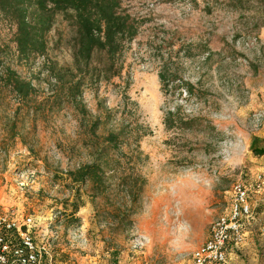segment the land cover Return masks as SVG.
Masks as SVG:
<instances>
[{"label":"rangeland","instance_id":"1","mask_svg":"<svg viewBox=\"0 0 264 264\" xmlns=\"http://www.w3.org/2000/svg\"><path fill=\"white\" fill-rule=\"evenodd\" d=\"M121 6L140 25L119 55L120 73L108 81L86 77L75 104L52 86L46 69L72 62L69 17L57 13L45 54L24 62L15 27L0 14V70L9 66L36 89L20 101L0 85V215L39 219L35 232L51 240L56 264H185L229 208L237 181L247 188L253 217L264 209L262 201L252 208V199L264 195V155L250 150L253 136L264 138V118L258 126L252 121L264 112V0ZM161 70L177 80L163 85ZM180 82L203 97L188 98ZM166 111L177 112L175 122L195 121L188 129L166 128ZM110 132L120 145L101 157L107 194L91 197L87 182L76 199L78 185L66 172L96 159ZM124 174L138 181L127 218L116 185ZM74 203L79 208L71 214Z\"/></svg>","mask_w":264,"mask_h":264},{"label":"trees","instance_id":"2","mask_svg":"<svg viewBox=\"0 0 264 264\" xmlns=\"http://www.w3.org/2000/svg\"><path fill=\"white\" fill-rule=\"evenodd\" d=\"M57 13L68 16L74 28L72 62L66 66L47 64L46 69L50 79L54 81L51 82L52 86L60 87L66 94V99L75 104L86 77L97 82L108 81L120 73L119 55L124 46L136 38L140 22L122 8L121 0H0L1 16L15 27L14 43L19 60L28 62L34 55L45 54L47 48L45 36ZM158 78L163 85L177 80L176 75L170 76L165 70L158 72ZM0 85L9 88L20 101L29 100L36 90L31 80L21 77L9 66L0 70ZM180 85L184 86L188 98L203 97L194 92L190 83L180 82ZM176 115L177 112H165L163 123L166 128L172 127L175 123L184 129L192 127L194 119L181 117L175 122ZM119 139L118 133H108L96 159L66 172L71 183L78 185L74 191L76 199L80 196L78 187L87 182L91 184L89 190L91 197L107 194L109 189L107 172L104 169L105 163L100 161L107 150L118 149ZM250 150L255 156L264 155V138L253 136ZM130 179L135 180L131 183ZM116 185L124 199L126 208L122 207L124 212H127L124 214L127 218L134 213L132 210L137 200V190L134 191L133 187L138 186V181L124 174L120 176ZM78 208L79 204L74 203L71 214L76 213ZM111 214L115 218L122 216L119 210Z\"/></svg>","mask_w":264,"mask_h":264},{"label":"built area","instance_id":"3","mask_svg":"<svg viewBox=\"0 0 264 264\" xmlns=\"http://www.w3.org/2000/svg\"><path fill=\"white\" fill-rule=\"evenodd\" d=\"M263 118V111L252 114L256 126ZM248 199L246 186L240 181L235 182L229 208L211 222L207 238L190 253L185 264L226 263L228 249L242 242L244 225L253 217ZM39 222L29 215L20 219L0 215V264H56L51 240H39L35 232ZM144 240L138 239L134 246H141Z\"/></svg>","mask_w":264,"mask_h":264},{"label":"crops","instance_id":"4","mask_svg":"<svg viewBox=\"0 0 264 264\" xmlns=\"http://www.w3.org/2000/svg\"><path fill=\"white\" fill-rule=\"evenodd\" d=\"M262 186L264 190V183H262ZM261 194L252 199V208H254L257 201L264 202V195ZM235 247L239 250L236 251L232 247L228 249L225 264H264V255L259 256L257 254V251L264 252V209H258L255 216L247 222L243 241ZM102 254L104 255L103 251ZM57 255L58 253L56 257ZM89 264H96V262H90Z\"/></svg>","mask_w":264,"mask_h":264}]
</instances>
